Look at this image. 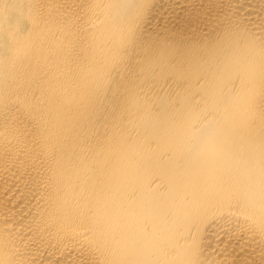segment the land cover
Here are the masks:
<instances>
[{"label":"bare ground","instance_id":"6f19581e","mask_svg":"<svg viewBox=\"0 0 264 264\" xmlns=\"http://www.w3.org/2000/svg\"><path fill=\"white\" fill-rule=\"evenodd\" d=\"M0 264H264V0H0Z\"/></svg>","mask_w":264,"mask_h":264}]
</instances>
